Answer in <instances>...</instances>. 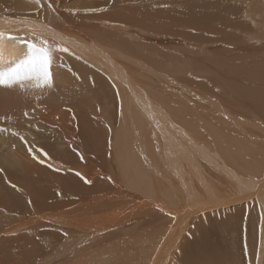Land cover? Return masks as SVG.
Instances as JSON below:
<instances>
[{
  "label": "bare ground",
  "instance_id": "6f19581e",
  "mask_svg": "<svg viewBox=\"0 0 264 264\" xmlns=\"http://www.w3.org/2000/svg\"><path fill=\"white\" fill-rule=\"evenodd\" d=\"M115 1L113 2V5L112 0H80L79 2L81 4L79 2L77 3L76 0H42L43 6L38 7L35 4L31 3L30 0H0V32L3 33V35H6L11 29H18L20 33L24 30H30L33 31L34 36L35 34H43L47 37H50L51 35L59 38L58 40L62 39L65 40V42L66 40L71 41V39H69L68 37L72 36V31L74 29L72 25L74 24L75 27V25L79 23L82 17L78 22L75 19L77 23L75 24L74 22L72 24L69 19L71 17H69L68 20L65 18L66 15L68 16V14H70L69 16H71L73 14L72 11L75 7H84V9L82 10L85 11L88 7V9L90 10L92 7L102 9L111 4V7L112 5L117 9L118 7H120L117 10L119 12V16L122 18H126L129 6H123V4L122 6L124 7V9L123 11H121V9L123 8L121 4L125 0H117L121 2H118L119 5H117L118 3L116 1V4ZM148 1H150L151 3L153 0H146V3ZM172 1L175 3H173L174 6H176L177 3V7L174 8L173 4L171 3ZM172 1L170 2V5H167L166 2H163L165 6L161 1H158L160 5L159 7L158 5H154V7H151L150 5H152V3H148L150 9L148 5L143 6V4L140 2L141 4L139 3V5H141L142 7L140 6L139 8L142 9L146 6V11L143 15L149 16V19L150 16L151 18H154L152 16L157 15L159 18L163 17L162 20L164 19L165 22L167 21L166 23H168L171 19H173V15L175 13L174 10H177V8L181 7L180 2H183V0H177V2L176 0ZM186 1H188L187 4L189 2L191 4L193 1L196 2V0ZM69 2H71V4L73 2H76V4L78 5L70 6ZM128 2L129 1L126 0L124 3ZM158 2H155L154 0V4ZM143 3H145V1H143ZM49 4H51V7L48 6ZM68 4V7H71V9L73 10H70L68 7H66ZM182 4L184 5V3ZM255 4L256 6H258L255 7L258 11V14L263 19V26L264 0H256ZM162 5L163 8H161ZM194 6L192 7L191 5L190 7H182L183 9L179 12H176V16H174L176 21H181L187 24V26H192L194 28L193 30L195 35L200 34V36H202L201 28L203 27L224 24L221 21L222 14L220 15L218 13H215L214 11H212L213 9L211 10L209 7L204 8V0L203 3H198V5L196 3ZM125 7H127V9H125ZM156 7L160 8L161 10L156 9ZM114 8H112L110 11L113 12L114 10H116ZM76 10L77 13L74 14H77L80 17V15H82V10ZM107 11H104V13ZM78 12L81 14H78ZM93 13L94 12H92V15H94ZM120 13L122 15H120ZM83 14L85 16L87 14L86 11ZM123 14L126 15L123 16ZM2 16L6 18H9L11 16H14V18L21 17L23 19H26L28 17L30 18L29 20L26 19V22H22L18 26H11L10 23L12 22V20L7 19L10 22H4L5 20L3 21L1 19ZM123 20L125 23H127L125 19ZM141 20L142 19H140V22L143 21ZM162 20L161 23H163L164 25L165 22H162ZM203 20L204 22H206L204 23ZM104 21H106V23L110 22L109 20H102V22ZM133 21L136 20L133 19ZM152 21H155L157 23L155 24V22H149L152 23L151 25H158V20L156 21L153 19ZM170 22H172V20ZM117 23L119 26H121V24H119V21H117ZM229 23L232 24V21ZM229 23H225L224 25ZM134 24L136 25L137 23ZM143 25L149 28L146 23H144ZM159 26L160 25L157 26V29L159 28ZM164 26L168 27L169 25L165 24ZM160 27L164 28L163 26ZM75 29L77 30L78 28L75 27ZM154 29H156V27H154ZM160 29L156 32H160ZM163 32L164 31L162 29V33ZM22 33L21 36L23 35ZM69 34L70 36H68ZM9 36L10 35H8V37ZM76 36L77 35H75V37ZM26 37L28 36L25 35V38ZM22 38H24V36H22L21 39ZM0 39L2 38L0 37ZM116 41L117 43L112 39V42L121 47L123 50H127L133 53L138 51V53L135 54L136 56H139L143 52L144 54H141L143 55V57L141 56L139 57V59L143 60V58H145L146 62H144L143 60L144 63L150 62V64L152 63V67L153 65L157 64L155 66L157 67V69L161 66L162 72L164 70H167L168 72V68L170 67H168L169 64L166 65V62L171 57V54H164V56L166 55L165 57L163 56L165 59L160 60V62L162 61L163 64L166 63L163 67V64L157 61L158 59H154V55L156 58V55L158 54H155L152 49V54L154 55H151V53L149 52L145 53V50L142 49L144 48V45L140 46L139 44V46H134L137 49L136 51H134V48L130 46L126 41L121 40L120 37H117ZM16 43H20V45L22 44V47H24V45H27V47H29L32 43H35L37 46H42L41 40L37 39L35 41L31 39V41H28L27 44L26 40L25 42L21 40V42H15L14 44ZM54 43L56 44V42ZM70 43L71 45L73 44L77 47L79 45V40H77L76 38L73 42ZM9 44H11V42H5L4 39L0 40V71H4L7 67L13 66L15 63L28 58V54H26L24 51H21L23 48H19V45H13V48L11 47V50H8L6 46H10ZM86 44L87 42L85 43V45L83 44V46H86ZM15 46L17 49L19 48L21 50H15L17 53L14 54L13 50L16 49ZM80 46V51L79 47L78 52L74 53L76 54V58H74L73 56L67 58L64 57L63 54L61 56L59 55V52L57 53V51L52 48L53 46L50 47L53 53V63L51 67V88L45 87L42 89H34L30 86V82H25L23 90L19 85H15L11 88L0 87V117L11 118L10 120L0 119V128L7 129L6 132L0 133V235H6L20 231L24 227H27V225L29 224L30 227L33 226V228L44 227L43 224L45 223H50L51 226H57L56 234L52 233L51 235L46 237V244L43 245L41 242H37L39 234L36 232H34L32 237L31 234L33 232L31 234L29 233V235L26 234V237L29 238L28 240H24V238L26 237H23V235H18L17 238H13L10 241L1 243L0 264H52L51 262H53L54 258L57 257V255L53 253V250L56 249V246H58L61 241H64L66 239L68 240V242L66 243L64 249H62V254L58 255V257H60L61 255L63 256L61 263L59 264H131L132 260H139V263L141 264H158L157 262L159 260V257L164 252L163 247L165 246V243L163 242H165V240L170 236L167 233L168 236L166 234V237L161 241L163 235L165 236V234H159L156 229V223L160 221V219H162L160 217H163L165 214L164 208L162 210L164 211V214H161V216H159L160 219L158 218V215L156 216V218H154L155 215L153 216V213L152 217H146L144 215L136 216L135 214H141L138 213L139 210L141 212V209L139 208V205L137 203V206L135 205V207L139 208V210L136 211L137 213H135V210H133L132 213L123 215V213L125 214V212H122L121 210H124L126 208V204L128 202L132 203L136 200H134L133 196H131L130 194L125 193L126 191H124L118 185L119 183L117 184L116 180L120 181L123 184L120 185H122V187L124 186L125 189L139 194L140 196L146 198L145 200L149 199L148 202L150 203V200L156 196V188L157 185H159L157 176L160 175L162 168L164 169L165 174L168 175V172H166L168 171L166 168L168 166L172 167V172L178 175L180 179V183L177 184V182H174L173 184L181 185L183 192L188 195L190 202H192L191 206L195 207L194 209H190L189 204L188 207L190 209V212L196 215H200L212 213L211 210H213L215 212L213 213L216 216L224 215L226 219L223 221L222 226L223 228L227 229V227L231 226L228 223V219L232 220V222L236 226L233 233L237 232L238 234L239 231V217L234 216L239 214L242 203L247 199L257 198L256 202L258 201L259 203L257 216L260 218L259 221L262 230L260 231L259 235H257L258 244L256 246L250 247V261L248 264H264V139H258L261 144H258L253 139H250L252 138V135L248 134V132L244 130V122L241 123L227 114L220 115L217 120L215 118L214 122H204V118L202 119L197 117H188L185 120L186 125L184 130H182V128H176L175 123H173V127L174 125L175 127H171V123L173 122L172 119V122L169 123V118L172 116L170 115L171 111L174 112L176 111V109H180L181 111V108L185 110L183 102L181 100H177V92H175L176 96L175 94L171 95L168 92L156 93L157 89H147L148 86L146 87V84L143 86V84L139 83L138 81H134L138 82L135 83V85L137 84V87L130 86L133 80H130V82L128 79L129 77H127L129 81L128 82L125 77V71H127L128 69L125 70L126 67H124V71L119 66H125V64L119 63L117 65V62L114 59H109L110 56L108 57L105 54H99L101 59L104 60L97 59L99 62H93L95 63V65L96 63L101 62L100 65H98L101 67H96L95 65H93V68L91 66L89 67V65H92V63L84 62L86 61V58L89 57L86 56L87 54H85L84 52L86 51V53H88V47L86 46V48L82 45ZM97 48L99 49V47ZM97 52H99V50H97L96 53ZM30 53L32 54L31 50L29 54ZM93 54H95V52ZM93 54L92 56H96ZM107 55L110 54L107 53ZM92 56L91 59L93 58ZM99 56H97V58ZM82 57H84V59H82ZM133 57L136 58L135 56ZM78 59L79 61H77ZM171 59L173 61V58H170L169 60ZM177 59L179 58L177 57ZM181 60L183 61V58L179 61L182 62ZM92 61L93 60H91V62ZM102 61H104V64L102 63ZM120 61H122L121 57ZM175 62L177 64H181L179 66L177 64H174L175 66L173 65V71L174 69H176L175 74H179V72L183 73L189 71L188 64H185L186 66H182V63H178V60ZM263 63L264 62L247 63L244 60L238 59L231 62L228 66L232 71L234 70V72L240 73V75L247 74V76L251 77V79L260 76L259 78L262 79V77H264ZM159 64L161 65L158 66ZM103 67L105 68L103 69ZM165 67L167 69H165ZM146 69L148 70V68ZM147 70L146 73H148ZM128 73L129 71H127V74ZM182 73L180 75H182ZM251 73H253L254 75L252 74V76H250ZM140 75L142 74L140 73ZM139 76L137 77L139 78ZM142 80H144V78ZM113 81L114 83L117 82V84H121L120 86L122 87L124 85V87H126L125 90H121L120 87L116 84L119 90L114 86V88L117 89L116 92H114L115 90L111 88L113 87ZM53 82H56V84L54 83L55 85H53ZM76 86L77 88L80 87L78 90L88 91L90 100H86L84 97L80 99L81 97L79 98L78 92L76 91L77 88L75 90ZM124 87L122 89H124ZM171 93H173V91ZM238 95L248 96L251 100H253L254 105L264 112V90L252 92L243 90V92H238ZM37 96L40 97L39 100L36 99ZM180 102L182 103V105L180 104ZM104 109H106V112L108 113L109 119H106L107 121L110 120L112 123V120L117 119L116 122L118 128H114L113 124V126L111 125L113 129H115V133L112 132L113 129L111 127L110 131L113 133L111 136V141L113 145H110H112L111 147H113L114 150L112 154H114L113 157L115 159L113 158V160L116 161L118 171L120 172L121 178L119 180L115 179V177L112 175L110 167L111 164H107V161L105 159V152H101V149L92 150V147H96L97 143L95 142V139L91 138L93 134L95 132L98 133L97 131L99 130L97 129V131H92L91 129H89L86 122L89 115H85V113L83 112L85 115V120L83 119L81 122L84 123V126L81 125V127H79V123L76 122L77 118L80 120L83 118V115L77 114L81 110L89 111L90 119H96L93 114H96V116L101 115V111L103 114ZM26 111L28 113L27 117H25L24 115ZM177 112L179 113V111ZM183 113L181 114V119L183 118V116L184 118L180 122L182 126H184L183 120L186 117L185 115H187ZM173 116L171 118H174ZM258 121L259 119L257 120V125L260 124L258 123ZM261 124L259 125L260 127ZM262 127L264 126L262 125ZM13 131L17 132L19 135H12ZM82 131L86 132L87 135L81 136ZM103 131L104 132L102 133L100 129L99 132L102 133L101 135L105 136V134H111V132L106 133L109 130L105 131L104 129ZM21 136L23 137V140L20 139ZM78 137H81L84 140V142L82 143L83 151L78 148ZM90 139L94 143H92V146L89 142ZM98 139L101 140V138ZM108 140L107 142L109 145V143L111 142ZM101 146H105V144ZM44 153H47V156H45ZM103 160L106 161L105 165L98 164L99 161L103 164ZM108 160H110V158ZM200 161L208 163V166L210 164H213L218 167L222 163L223 169H226L225 175L232 181L237 193L245 195L244 198L241 197L243 202L238 201L240 199H237L238 203H234L235 205H230L228 202V205L222 204L223 206L220 207L216 205L217 201L215 199H217V197H214L213 194L211 195L210 193H207L205 194V198H207L206 202L208 205L205 206L206 204L200 201L202 196L200 188L199 190L197 189V187L194 188V186L191 185L192 180L191 182L189 181L191 178H194L196 176L197 179L195 181L200 183L202 187L201 189H204V184L205 186L206 183L208 184V182L204 181V179L207 180V177L204 178V175L207 174V176H209L210 174L208 175V171L207 173L205 172L204 175L201 174L203 170L200 168ZM113 163L115 162L113 161L112 164ZM183 165L187 167V170L183 168ZM57 170H65V172L61 174L60 171L56 172ZM204 170L206 171L207 169ZM107 172L110 174V176L107 174ZM76 173H80L81 175L78 176L76 175ZM174 173L172 174L175 176ZM184 173L187 175L189 173V178L187 176L185 177L186 179H189L188 181L190 184L183 182L182 178H184ZM201 176L204 178L203 180L201 179ZM86 180L90 181L89 185L87 184V182H85ZM202 181L206 183H202ZM212 182L210 181L211 185L213 184ZM173 184H168L166 191L163 193V196L166 197L167 201H173L174 199H176L177 193H180L181 195L182 190L176 189ZM200 185L198 184V186ZM178 187L180 186H177V188ZM204 191L205 190H203V192ZM218 191L216 193H218ZM237 196L239 197L238 194ZM58 198H69L68 201L72 200L75 202L77 199H79L78 202L80 201V204L78 205V202H73V204L70 203L68 205L65 204L66 206H69V208H71L70 205H75V210L73 209L72 211H70L69 214H67L68 216L66 215L64 219L62 215H55L53 217L52 212L56 208L54 207V205L55 201ZM180 199L176 200L180 201ZM183 200H181L183 203L187 202V200ZM58 201L60 200H57L56 204H58ZM154 201L156 202V200ZM224 201L226 200L224 199ZM64 202H67V200L63 202L61 201V204L63 205ZM142 203L145 204V202ZM153 204H151L150 206H152ZM179 204L181 205L180 202ZM156 205L152 206L154 207L153 210L155 209V207H159L158 205ZM183 205H181L182 210L185 208ZM144 206L145 208H147L146 204ZM115 207L116 211L114 214L111 212L113 215L110 218H100V216L96 215L100 210H108ZM61 208L66 209L65 207ZM61 208L59 207L58 209ZM147 209L148 211L150 210L149 208ZM24 210H26V213L28 212V218H25L26 213L24 212ZM156 210L159 211L158 208ZM156 210H154V212ZM145 212H147V210ZM230 213L231 217L228 218V214ZM4 214L9 216V219L13 220L11 221L13 222L11 225L8 226V224L10 223H8V219L4 216ZM175 220H177V218H175ZM254 220H256V217L254 218ZM248 222L250 230L253 231L252 226L255 225L253 224L255 223V221H253V223L251 221ZM173 223L174 222H172V224ZM14 224L19 225L15 226ZM31 224L33 225L31 226ZM174 224L176 226L180 225V223L177 224L176 222ZM165 226V223L162 224V228H164ZM46 227L47 226H45L44 228ZM142 227L143 229L144 227H153L152 229L155 228V230L151 229L152 231L147 233L145 229L149 228H145L144 231H140L139 229H141ZM48 228L52 227L48 226ZM69 228H71L72 231H68L67 229ZM171 229L169 226L168 230L170 231ZM161 232L165 231L162 229ZM180 243L183 245L180 248L182 249L183 260L186 262L184 263L183 261L184 264H227L224 263L223 260L217 258L214 249L210 250L211 247L203 244L202 242H200L201 244H194L190 248L184 246L182 242ZM77 244H82V246L80 249L74 250L73 246ZM162 244L164 245L163 247ZM169 252L170 251H168V254H170ZM70 254L72 255L70 256Z\"/></svg>",
  "mask_w": 264,
  "mask_h": 264
},
{
  "label": "rangeland",
  "instance_id": "374dc122",
  "mask_svg": "<svg viewBox=\"0 0 264 264\" xmlns=\"http://www.w3.org/2000/svg\"><path fill=\"white\" fill-rule=\"evenodd\" d=\"M76 1L78 3L80 0H76ZM114 1L112 0V3ZM116 1H115V3H116ZM125 1L122 2L121 6L123 4H124L123 6H127V5L129 6L128 7L129 10L128 11L126 10L127 15L123 14V16L126 15V18H122L119 16V12L117 10L120 7L117 6L118 9L114 8L113 7L114 3L112 5V7H111V4H109L102 9L96 8V7H92V8L90 7L91 8V10H90V9H88L89 7L88 8L86 7L87 10H85V11L87 14L85 16L83 14V13H85V11L82 10V9H84V7L83 8L75 7L73 10V9H71V7H68L69 6V4H68L66 7H68L70 10H73L72 11L73 14L77 13L76 9H79V10L81 9L83 11V12L81 11L83 16L80 15V17L77 14H74L75 16L73 14H72L73 16L72 15L69 16L70 14H68V16L66 15L67 17L65 16L66 19L71 17L69 19H70V22H72V24L74 22L76 24L82 17V19L79 21V23H77L75 25V27L78 28L77 30L75 29L74 24L72 25V27L74 28L72 31V36L68 37V36H70V34L67 36L69 39H71V41L66 40V42H65V40H62V39L58 40L59 38H56V37L51 36V35H50V37L44 36L43 34H39V35L35 34V36H34L33 31H30V30L21 31V33L23 32L22 36H24V38L21 39L22 36H21V33L18 31V29L17 30L13 29L14 31L11 29V30H9V33L6 35H3V33L0 32L1 33L0 37L2 39H4L5 42H11L12 45L9 44L10 46H6L8 50H11L10 48L13 45H19L20 47L19 46L18 47L21 49L23 48L24 50L23 49L21 50L19 48L18 49L21 51H24L26 54H28V56L31 55V53L29 54L30 50L32 51L30 46L27 47V45H24V47H22L21 46L22 44L20 45V43L19 44L18 43L14 44V43L15 42H21V40H23L25 42V40H26V44H27L28 41H31V39H33L34 41L36 39L41 40V41L46 40L48 42V46L49 47L53 46L52 48H54L55 51L57 48H66L67 49V51H65V52L64 51H57V53L58 52L60 53L59 55L62 56V54H63V56L67 57V58L72 57V56L74 58H76V54H74V53L78 52L79 47H80L79 48V51H80V49H81L80 45L83 46V44L85 45V43L87 42L86 46L88 48L86 46H83V47L87 48L88 53H86V51H84V52H85V54H87L86 56H89V57H87L86 61H84V62L92 63V65H89V67L91 66L93 68L94 67L93 65H95V63H93V62H95V61L99 62L97 60V59H101L99 54H105L108 57L110 56L109 59H111V60L114 59L117 62L116 63L117 65L119 63L125 64V66L124 65L123 66L119 65V66L123 70H124V67H126L125 70L128 69L127 70V71H129L128 74H127V71H125V70L124 71L126 72V75H125L126 80L127 81H128V79H129V81L133 80L132 81L133 84L131 83L130 86H132V87L136 86L137 87V84L135 85V83L139 82V83H142L143 86L146 84V87L148 86L147 89L148 88H150L151 90L157 89L156 93L168 92L171 95H174L175 92H177L176 93L177 96H176V94H175V96L177 97V100H181L183 102V106H184V109L186 111L183 110L182 108H181V111H180V109L179 110L176 109V111H174V112L171 111L170 115H172V116L174 115L173 117L175 118L174 119V118H171L172 116L171 117L169 116L170 117L169 123H171L172 119H173V122L171 123V127H173V123H175L176 128H182V130H184L185 125H186L185 120L188 117H193V118L197 117V118H202V119L204 118L203 119L204 122H214L215 118L217 120L220 117V115L227 114L230 117H232L233 119H235L241 123L244 122L243 123L244 124V130H246L248 132V134L252 135V138H250V139H253L258 144H261V142L258 139H260V138L264 139V127H262V125L264 126V121H263L264 112H263V110L258 109L254 105L253 100H251L248 96H239L238 92H243V90L250 91V92L264 90V77H262V79H261V78H259L260 76L259 77L257 76V78L251 79V77H248L247 74L246 75H244V74L240 75V73L234 72V70L232 71L231 68H229V66H228L231 62H233L234 60H238V59L244 60L247 63H257V62L262 63V62H264V28H263L264 25L262 26L263 19L258 14L257 9L255 8V7H258L255 4L256 0H211V1L210 0H208V1L204 0V5H205L204 8L209 7L211 10L213 9L212 11H214L215 13H218L220 15L222 14L221 15V18H222L221 21L224 24L229 23L231 21H232V24L231 23L226 24L227 26L224 24H217L214 26L203 27V28H201V35L202 36H200V34L195 35L194 30H193L194 28L192 26H187V24H185L181 21H176L175 16H176V12H179L180 10L183 9L182 7H190L191 5L193 7L196 3H197V5H198V3L199 4L203 3V0H198L199 2L197 0H196V2L193 1L192 3H194V4H192V3L190 4V2H189L188 3L189 5L187 4L188 1L183 0V2H182L181 0H179V1H181L180 2L181 7L177 8V10H174L175 16L173 15V19H171L172 22H170L171 21L170 20L168 23H166L167 21L165 22L164 19H163L164 20L163 21L162 20L163 17H160L162 22H165L164 25L165 24L169 25L168 27L166 26L168 29L163 25V23H161V20L157 15H153L152 17H154V18H151V16H150V19H152V20L154 19L156 21L158 20V25L163 26L164 28L159 26V28L157 29L158 25L157 26H155L154 24L151 25L152 23H149V22H153V21L149 19V16L143 15L144 12L146 11L145 10L146 6H145V8L143 7L144 9L143 8L141 9V8H139L141 6V5H139V3L141 2L143 4V6L144 5L149 6L148 3H150V1H148L146 3V0H138L139 2L136 0H128L129 1L128 3H124ZM143 1H145V3H143ZM158 1H161L162 4H163V2H166L167 5L174 3L172 0H171L172 2L167 1V0H155V2H158ZM118 2H120V1H117V3ZM176 2H177V0H176ZM215 2H217V3H215ZM69 3H70V6L78 5V4H76V2L75 3L73 2L74 4L73 3L71 4V2H69ZM151 3H152V5H150L151 7H154V5L155 6L158 5V7L160 6L159 2L154 4V0ZM182 3H184V5ZM174 4H173V6H174ZM117 5H119V3ZM163 5L165 6V4H163ZM163 5L161 8H163ZM148 6H147V8H148ZM150 6H149V9H150ZM107 7H108V11H107ZM158 7H156V9H160ZM175 7H177V3H176V6H174V8ZM194 7H196V6H194ZM112 8H114L116 10H114V11L112 10L113 12H111L110 10ZM123 9H124V7L121 9V11H123ZM125 9H127V7H125ZM162 10H164V9H162ZM104 11H107V12L104 13ZM171 11H173V10H171ZM92 12H94L93 13L94 15H92ZM81 13L78 12V14H81ZM120 15H122V14L120 13ZM135 15H136V17H135ZM15 17H17V16H15ZM86 17H87V19H86ZM13 18H14V16H11L9 18L2 16L1 19L3 21L5 20L4 22H7V21L10 22L7 19H11L12 20V22L10 23L11 26L12 25L18 26L22 22H26L27 20H29L30 17L26 18L27 20L23 19L21 17L20 18L17 17L14 19ZM83 18H85V19H83ZM132 18L135 19L136 21H133ZM18 19H20V20H18ZM75 19L77 22L75 21ZM123 19H125V21H127V23H125ZM140 19H142L143 21L141 20L142 22H140ZM21 20H23V21H21ZM102 20H109L110 22L106 23V21L102 22ZM17 21H18V24H17ZM117 21L120 22L119 24H121V26L118 25ZM122 21H123V23H122ZM133 22L137 23V24L135 25ZM203 22H204V20H203ZM144 23H146V25L149 28H147L145 25H143ZM156 23L157 22H155V24ZM133 24L135 25V27ZM149 25H151V26H149ZM154 27H156L157 30L154 29ZM115 28H117V29H115ZM80 29H81V31H80ZM159 29H160V32L157 33L156 31H158ZM162 29L164 31L163 33H162ZM165 32H167V33H165ZM13 34H14V36H13ZM130 34H131V36H130ZM8 35H10L9 36L10 38L8 37ZM25 35L28 37L25 38ZM75 35H77V36L75 37ZM38 36H39V38H38ZM197 36L199 37V40H198ZM91 37H93V38H91ZM117 37H120L121 40L126 41L130 46H132L134 48V51L137 50L136 47H134V46H139V44H140V46L144 45V48H142V49L145 50V53L149 52V53H151V55H154V54H152V50H153V52L155 54H158V55H156V58L154 55V59H156V60L158 59L157 61L159 63L163 64V62L162 61L160 62V60L161 59L164 60L165 59L164 57L166 55H170V54H171L170 55L171 57L170 56H168V57L173 58L174 62L172 61V59L169 60L170 59L169 58L168 61L166 62L167 63L166 64L165 63L166 60H165L164 63L166 65L169 64L168 67H170V68H168V72H167V70L166 71L164 70L162 72V68L160 66L161 64L158 65V66H160L158 68L159 69L158 70L157 67H155L157 64L153 65V67H152V65H151L152 63L151 64H150V62L144 63V62H146L145 58H143L144 62L142 59H139V57H141V56L143 57V55H141V54H144L142 51H141L142 52L141 54L139 53L140 54L139 56L138 55L136 56L135 54H137L138 51L133 53V52H130L127 50H123L121 47L117 46L114 42H112V39H113L117 43V41H116ZM196 37H197V39H196ZM76 38H77V40H79V45L77 47L74 46L73 44L71 45V43H70V42H73L74 39H76ZM138 38H139V40H138ZM2 39H0V40H2ZM136 39H137V41H136ZM54 42H56V44ZM69 46L72 48H70ZM26 47L28 50L26 49ZM97 47H99V49ZM15 48H16V46H15ZM68 48H70V49H68ZM18 49L17 48L14 50L12 49L14 51V54L17 53L15 50L19 51ZM97 50H99V52L96 53ZM73 51H75V52H73ZM157 51H159V52H157ZM94 52H95V54H93ZM107 53H109L110 55H107ZM92 54L96 55V56H92ZM164 54H166V55L164 56ZM145 55H147V54H145ZM91 56L95 59H93V58L91 59ZM97 56H99V57L97 58ZM133 56H135L136 58H134ZM84 57H82V59H84ZM120 57L122 58V61H120ZM177 57L179 59H177ZM182 58H183V61L181 60L182 62H180L179 60ZM128 59L132 60V61L130 60L131 63ZM91 60H93V61L91 62ZM101 60H104V59H101ZM138 60H140V61H138ZM177 60H178V63H182V66L183 65L186 66L185 64H188L189 71H191V72H189V71L183 72V73L181 72L182 75H180L181 74L180 72H179V74H175L176 69H174V71H173L172 67L175 66L174 64H177L175 62ZM77 61H79V59ZM169 61H171V62H169ZM100 63H96L95 66L97 67L98 65H100ZM102 63L104 64V61H102ZM105 64H106V62H105ZM165 64H163V67ZM190 64H191V67H190ZM140 65H141V67H140ZM147 65H149V66H147ZM177 65L179 66L181 64H177ZM98 67H101V66H98ZM166 67H165V69H167ZM104 68L105 67H103V69ZM146 68H148L149 71ZM169 69H170V71H169ZM139 70H142V71H139ZM146 70L148 73H146ZM150 71H153V72H150ZM140 73L142 75H140ZM130 74H131V76H130ZM252 74L253 73H251L250 76H252ZM137 76H139V78ZM127 77H129V78L127 79ZM131 77H133L135 80ZM254 77H256V76H254ZM143 78H144V80H142ZM136 79H138V80H136ZM149 80H151V81H149ZM134 81H138V82H134ZM143 81L146 83H144ZM54 83L56 84V82H53V85H55ZM112 83H113V87H111V88L113 90H115L114 92H116V90H117V89H115L117 87V85L120 87L121 90H125V88H126L123 85L124 89H122L123 87L120 86L121 84H119V83L117 84V82L114 83V81H113ZM78 86H80V85H78ZM114 86H115V88H114ZM143 86H141V87H143ZM76 88H77V86L75 87V90H76ZM79 88H77V90H76L78 92L79 98L81 97L80 99H82V97H84L86 100H90V95H88V91L78 90ZM118 90H119V88H118ZM172 91H173V93H171ZM88 96H89V98H88ZM248 99H250V100H248ZM180 104L182 105L181 102H180ZM186 105H187V109H186ZM202 106H203V108H202ZM81 111L77 114L83 115V118L81 120L78 118L76 119V122L79 123V127H81V125L84 126V123H82L81 121L83 119L85 120V115L87 114L89 116H88V119L86 120V122L88 124L89 129H91L92 131H97V129L100 131V129H101V132L103 133L104 132L103 130L105 129V131L109 130L106 133H108V132L110 133L111 132L110 129L113 125H114V128H118V125L116 122L117 119L112 120V123L110 120L109 121L106 120V119H109L108 113L106 112L107 111L106 109L103 110V112H104L103 114L101 111V115L96 116V114H93L96 117V119H90V112L89 111H85V110L84 111L81 110ZM177 111H179V113ZM83 112L85 113V115ZM172 112H173V114H172ZM182 113L187 114V115H185L186 117L183 120L184 126H182L180 123L181 120L184 118V116H183V118L181 119ZM204 116H206V117H204ZM91 117H92V115H91ZM258 119H259L258 123L261 124V122H262L261 127L259 126L260 124L257 125ZM174 127H175V125H174ZM112 129H113V127H112ZM113 130H112V132L115 133V129H113ZM99 131H97L98 133L95 132L91 138V139H95V142L97 143L96 147H92V150H95V149L100 150L101 149V152H103V153L105 152V159L107 161V164L108 165L111 164L110 165L111 173L115 177V179L119 180L121 178V176H120V172L118 171V168H117L118 167L117 163L115 160H113L114 154H112V152H114V150H113V147H111L113 145V143L111 141V136L113 133L111 132V134H109V135L105 134V136H104V135H101L102 133ZM83 135L85 136V135H87V133L82 131L81 136H83ZM113 137H114V135H113ZM78 138H79V140H78ZM78 138H77L78 148L81 151H83L82 143L84 142V140L81 137H78ZM98 138H101V140ZM91 139L89 140V142L91 143V146H92L93 142ZM107 140L111 142V143H109V145H108ZM102 141H103V143H102ZM104 144H105V146H101ZM110 144H112V145H110ZM107 149H108V151H107ZM78 155H79V151H78ZM108 156H110V157H108ZM109 158L111 161L108 160ZM112 160L115 163L112 164V162H113ZM106 161L103 160L102 161L103 164L99 161L98 164L105 165ZM200 163H201L200 168L203 170L201 173V169H200V173L202 175H204L205 172L207 173V171H208V175L210 174L209 176H207V174L204 175V178L207 177L206 179L208 181L205 180L201 176L202 180L204 179V181L208 182V184H207L206 182L202 181V183H206L207 187L204 184V186H203L204 189H201L202 187H201L200 183L195 181L197 179L196 176L189 180L188 179L189 173H188V175L184 173V176H183L184 178H182V179H183L184 183H189V181L191 182V180H192L191 185H193L194 188L197 187L198 190L200 188V190L202 192V196H201L200 201H202V203L206 204L205 206L208 205L206 202L207 198H205L206 197L205 194H207V193L208 194L210 193L211 195L213 194L214 197H217V199H215L217 201L216 205H218L220 207H222L224 204L228 205V202L230 205L234 204V203L236 204V203H238V201L243 202L241 197L244 198L245 195L237 193V191L235 190L236 188H235L234 184L232 183V181L226 177V175H225L226 169L225 170L223 169L222 163L220 164L221 166L219 165V167L216 165H213V164H210L208 166L207 165L208 163H206L204 161H200ZM210 166H212V167H210ZM163 167H166V166H163ZM209 167H210V169H209ZM214 167H215V169H214ZM166 168L168 170V171H166V172H168V175L165 174L164 169L162 168L160 175L157 176L159 185H157V188H156V196L153 198L154 200H156L157 203L153 199H151L150 203H149L148 202L149 199L145 200L146 198L140 196L139 194L125 189L124 186L122 187L123 184L120 181L116 180L117 184L119 183L118 185L124 191H126L125 193L130 194L131 196H133L134 200H136V201H134L135 204H134V202H132V203L128 202L126 204V208L124 210H121L122 212H125V214L123 213V215H126L127 213H132L133 210H135V213H137L136 211H138L140 208L141 212L139 210L138 213H141V214H138V215L135 214L136 216L144 215L146 217H152V213H153V216L155 215L154 218H156L157 215L159 218V216H161V214L163 215L164 211H165L164 216L160 217L162 219L159 218L160 221H158L156 223L157 228H156V226H155V228L157 229V232H159V234H162V235L165 234V236L163 235V238L161 239V241L166 237L167 233L170 236L168 237L169 240L167 238L165 240V242H163V243H165V246L162 244V247L164 246L163 247L164 252L160 255L157 263L158 264H184L186 262L183 260L182 249L180 248L183 245L180 242H182L184 244V246H186L188 248H190L194 244L195 245L201 244L200 242H202L203 244H206L207 246L211 247L210 250L214 249L216 252L217 258L223 260L224 263H227V264H248L250 261V247L256 246L258 244L257 235H259L260 231L262 230V227H261V224L259 221L260 218L257 216V210H258V206H259L258 201L256 202L257 198H254V199L251 198V199L245 200L241 205L239 214L234 216V217H239L238 234H237V232L233 233L236 226L234 225V223L230 219H228V223L231 226L227 227V229L229 231L228 232L227 229L223 228V226H222L223 221L226 219L224 215L216 216L214 214L215 212L213 210H211L212 213L200 214L201 216L199 214L196 215V214L190 212V209L191 208L194 209L195 207L191 206L192 202H190L188 195H186V193L183 192L181 185L180 184L177 185L178 183H180L179 182V180H180L179 176L176 175L174 172H172L173 170H172L171 166H168ZM183 168H185V170H187L186 169L187 167L185 165H183ZM204 169H207V170L205 171ZM216 169H217L218 174L216 172ZM59 171L61 174H63L65 172V170H57L56 172H59ZM172 173H174L176 177ZM107 174L110 176V174L108 172H107ZM171 176H172V178H171ZM177 176H178V178H177ZM185 176H187L188 178L186 179ZM221 176L222 177L224 176V177L222 178ZM170 179H174V180H170ZM217 179H219V180H217ZM210 181L211 182L213 181L212 185H211ZM174 182H177V184H173ZM194 182H195V184H194ZM230 183H232V184H230ZM87 184L89 185V183H87ZM120 184H122V185H120ZM168 184H170V185L173 184V186H175L176 189L182 190L181 195H180V193H177V196L175 195L176 199H180L183 197L182 199H180V201L176 200V199H174L173 201H167L166 197L163 196V193L166 191ZM198 184L200 186H198ZM176 185L180 186V187L177 188ZM258 186H260V185H258ZM229 188H232V189H229ZM203 190H205L204 192H206V193H204ZM217 191H218V193H216ZM161 194H162V196H161ZM178 194H179L180 198H179ZM237 194L239 195V197L237 196ZM68 199L58 198L57 200H60V201H58V204H56L57 200L55 201L54 207H56V208L52 212L53 217L55 215H62L63 219H64V217H66V215L69 214L70 211H72L73 209L75 210V205L74 206L70 205L71 208H69V206L65 205V204L68 205L70 203L73 204V202H75L72 200L68 201ZM139 199H141V200H139ZM183 199H185V200H183ZM224 199L226 201H224ZM237 199H240V200L237 201ZM66 200H67V202H64V204L62 205L61 201L63 202ZM78 200L79 199H77L76 202H78ZM161 200H163L164 202ZM175 200L178 202H176ZM181 200H183V201L187 200V202H186L187 204L183 203ZM142 202H145L146 207L150 209L149 211L147 208H145V206H144L145 204H143ZM179 202L181 203V205L184 204L183 206L185 208L183 207L184 208L183 210H182V206L179 204ZM136 203L139 205V208L135 207ZM153 203H155V204H153ZM60 204H61V206H60ZM77 204L79 205L80 201ZM151 204H153V205L157 204L159 207H155L154 210H156L158 208L159 211L156 210L154 212V210H153L154 207H152L153 205L150 206ZM189 204H190V206H189ZM56 205L59 206L60 208L65 207L66 209H64V208L58 209L59 207H57ZM178 205H180L181 207ZM188 206L190 207V209ZM134 207L137 209H135ZM151 208H152V210H151ZM163 208H164V211H162ZM165 208H167V209H165ZM146 210H147V212H145ZM221 210H223V209H221ZM115 211H116V207L108 209V210H100V211H98V213L96 215L100 216V218H108V217L110 218L115 213ZM184 211H186V212H184ZM187 211H189V212H187ZM24 212L26 213V210H24ZM63 212H65L66 214ZM203 213H205V212H203ZM27 214H28V212L26 213L25 218H28ZM4 216L8 219V223H10V224H8V226L11 225L13 223L11 221H13V220L9 219V216H7L5 214H4ZM180 216L182 218L183 217L184 218L182 219ZM178 217H180V218H178ZM230 217H231V213L228 214V218H230ZM255 217H256V220H254ZM175 218H177V220H175ZM29 219H30V217H29ZM179 219H181V220H179ZM189 220H191V221H189ZM252 220L255 221V223H253ZM248 221H251L253 224H255L254 226H252L253 231L250 230ZM63 222H64V220H63ZM172 222H174V223L176 222L177 224L180 223V225L176 226L173 223L174 224V226H173ZM164 223L166 226L164 228H162V224H164ZM171 224L173 227L171 226ZM14 225L18 226L19 224L18 225L14 224ZM32 225L33 224H31V226ZM43 226L44 227L47 226V227L46 228H44V227L33 228V226L30 227V224H29V225H27V227L23 228L25 230L21 229L20 231H17V232L11 233V234L0 235V244L5 243L7 241H10L13 238H17L18 235H23V237H26L27 236L26 234L29 235V233L31 234L32 232L33 233L31 234V237L34 234V232H36L39 234V237L37 238V242H41L42 245L46 244L45 243V239H47L46 237H48L52 233L56 234L57 226L56 225H55L56 227L51 226L50 223L49 224L45 223V224H43ZM48 226H50L52 228H48ZM169 226H170V229L172 228L170 231L168 230ZM181 227H182V229H181ZM145 228H149V227H144V229ZM152 228L153 227H150L149 229H145V231H147V233H149L150 231L155 230V228L154 229H152ZM161 228L165 232H161V230H162ZM165 228H167V229H165ZM144 229L142 227L139 230L144 231ZM67 230L72 231L71 228H69ZM48 232H50V233H48ZM176 233H177V235H176ZM60 234H62V233H60ZM168 234H167V236H168ZM26 238H24V240L29 239V238H27V239ZM170 238H171V241H170ZM199 239H200V241H199ZM67 242H68L67 239L64 241H61L58 244V246H56V249L53 250L54 251L53 253L56 254L57 257L54 258L53 262H51L52 264L61 263L63 256L61 255L60 257H58V255L62 254V252H63L62 249H64ZM81 246H82V244H77V245H74L73 247H74V250H76V249H80ZM168 251H170L169 252L170 254H168ZM71 255L72 254H70V256ZM164 260H165V262H164ZM132 261H131V264H135V263L141 264V263H139V260H137L138 262L136 260H132ZM183 261H184V263H183Z\"/></svg>",
  "mask_w": 264,
  "mask_h": 264
},
{
  "label": "snow or ice",
  "instance_id": "6c2138e0",
  "mask_svg": "<svg viewBox=\"0 0 264 264\" xmlns=\"http://www.w3.org/2000/svg\"><path fill=\"white\" fill-rule=\"evenodd\" d=\"M31 3L38 7H42V0H30ZM51 7V4L48 5ZM42 46H37L35 43L30 44L32 54L28 58L15 63L13 66L7 67L4 71H0V87L11 88L19 85L24 89L25 82H30V86L34 89H42L45 87H52V72L51 67L53 63L52 49L48 46L46 40L41 41ZM56 51H67L66 48H57ZM40 99L39 96L36 97ZM27 117V111L24 113ZM0 119H11L10 117ZM7 129L0 128V133L6 132ZM12 135H19L13 131ZM20 139L23 140L21 136ZM43 151V150H41ZM47 156V153H44ZM35 158V157H33ZM76 175H81L76 173ZM90 183V181H85Z\"/></svg>",
  "mask_w": 264,
  "mask_h": 264
}]
</instances>
